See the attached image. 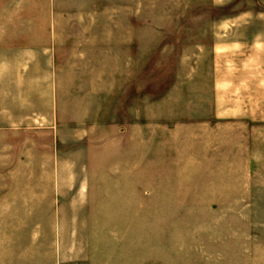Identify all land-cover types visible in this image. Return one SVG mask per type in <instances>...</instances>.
<instances>
[{"label": "rangeland", "instance_id": "374dc122", "mask_svg": "<svg viewBox=\"0 0 264 264\" xmlns=\"http://www.w3.org/2000/svg\"><path fill=\"white\" fill-rule=\"evenodd\" d=\"M0 264H264V0H0Z\"/></svg>", "mask_w": 264, "mask_h": 264}]
</instances>
